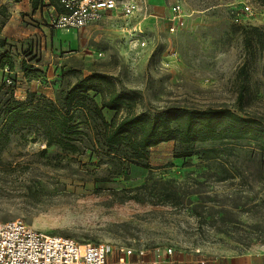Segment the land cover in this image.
I'll list each match as a JSON object with an SVG mask.
<instances>
[{
    "label": "rangeland",
    "instance_id": "374dc122",
    "mask_svg": "<svg viewBox=\"0 0 264 264\" xmlns=\"http://www.w3.org/2000/svg\"><path fill=\"white\" fill-rule=\"evenodd\" d=\"M143 1L146 8L138 15L109 12L101 22L75 30L51 28L47 18L35 20L22 12L18 38L0 37V55L9 53L14 66L11 73H0V80L11 78L21 96L26 91L53 98L77 79L98 73L117 91L132 95L135 112L218 106L237 110L234 80L245 63L249 93L244 109L261 119L264 130V0ZM174 4L180 6V17L171 24ZM246 33L252 38L249 49L243 44ZM137 39L145 46L136 47ZM22 61L38 69L44 82L25 83ZM102 89L106 93L107 87ZM89 95L100 104L98 94ZM4 100L0 96L1 107ZM102 113L107 121L114 115L106 109ZM125 113L121 108L118 116ZM76 122L85 136L77 139L73 152L46 147L35 120L15 121L3 129L1 222L21 220L45 235L109 244L116 251L158 246L202 258L264 252V174L259 177L253 170L223 180L196 155L176 158L174 141L151 148L150 169L124 166L103 154L100 120L78 110ZM223 157L257 160L260 155L247 147ZM159 181L176 183L177 193L182 184L187 193L183 203L164 204L153 193L144 197L135 192Z\"/></svg>",
    "mask_w": 264,
    "mask_h": 264
},
{
    "label": "trees",
    "instance_id": "16d2710c",
    "mask_svg": "<svg viewBox=\"0 0 264 264\" xmlns=\"http://www.w3.org/2000/svg\"><path fill=\"white\" fill-rule=\"evenodd\" d=\"M47 5L59 10L55 0H48ZM38 6H44L43 0H31L33 10ZM0 15H4L1 26L6 15L4 12ZM251 30L258 31L256 28ZM261 38L258 34L259 41ZM3 41L0 40V48L4 46ZM243 44L246 49L252 46V38L247 33ZM13 67L9 53L0 55V73H11ZM20 71L25 81L42 79L44 82L41 72L28 66L25 61L21 62ZM5 79L6 76H3L0 80V96L5 99L0 106V135L3 129L16 125L15 121L28 123L35 120L39 127L37 130L42 131L46 147L57 145L63 151L73 152L77 150V139L85 136L76 122V112L81 110L92 119L100 120L101 129L97 133L99 146L104 155L117 159L121 165L150 169L147 164L150 149L174 141L179 150L178 154H174L176 158L196 155L198 160L212 164L223 180L241 177L243 173L253 170L259 177L264 174V130L261 129V119L244 109L249 93L245 63L238 68L234 80L237 110L218 106L135 112L132 95L117 91L111 80L98 73L77 79L69 89L59 91L53 98L28 92L26 98L21 100L15 97L14 81L9 78L8 84ZM104 86L107 87L106 93L102 89ZM90 92L100 96V104L89 99ZM121 108H125L126 113L118 116ZM102 109L114 112L110 121L104 118ZM247 147L260 155L257 160L254 159L255 162L254 157H223L226 154L235 155ZM253 164L255 167H252ZM170 184L168 181L143 184L135 192L144 197L153 193L160 203L182 204L181 198L187 195L183 185L178 183L177 193L176 183Z\"/></svg>",
    "mask_w": 264,
    "mask_h": 264
},
{
    "label": "built area",
    "instance_id": "2783aa9c",
    "mask_svg": "<svg viewBox=\"0 0 264 264\" xmlns=\"http://www.w3.org/2000/svg\"><path fill=\"white\" fill-rule=\"evenodd\" d=\"M59 10L49 19L54 29L75 30L101 22L107 13L118 12L133 17L146 8L143 0H55ZM245 11L249 7H244ZM180 17V6L170 8L168 20L174 24ZM235 20H237L235 18ZM139 28V26H138ZM137 28V29H138ZM174 26L169 27L173 31ZM136 30V28H134ZM136 47H144L145 41L133 40ZM10 84L9 79H5ZM115 251L109 244L78 243L71 238L51 236L28 227L21 220L0 221V264H125L123 257L109 262ZM125 257H134L131 264H156L163 256L170 257L171 248L125 247L117 250ZM151 255V259H146Z\"/></svg>",
    "mask_w": 264,
    "mask_h": 264
},
{
    "label": "crops",
    "instance_id": "0c3cea01",
    "mask_svg": "<svg viewBox=\"0 0 264 264\" xmlns=\"http://www.w3.org/2000/svg\"><path fill=\"white\" fill-rule=\"evenodd\" d=\"M43 4L44 6L42 8L38 6L35 10H33L31 7V0H0V13L4 12L6 15L4 23L0 26V37L5 38V36H8L12 39L18 38V34L21 32L22 27V24H20V15L22 12L26 13L35 20H37V18L40 16L47 18L46 22L48 24L49 19L55 14V11L52 6L47 5L48 0H43ZM16 25H18V27ZM22 80L25 83L28 82L25 81L24 78ZM32 82L30 81L28 83ZM18 89L19 88H16V91H18ZM16 91V98L22 100L26 96V91L23 96H21L18 92L16 93ZM17 95L19 97H17ZM121 257L124 258L125 264H131V262L134 260L133 256L125 257L123 253L115 250L108 256V261L112 263ZM146 259H151V255H147ZM156 264H264V252L240 253L202 258L198 257L193 252L177 250L173 252L170 257L164 255L163 258Z\"/></svg>",
    "mask_w": 264,
    "mask_h": 264
}]
</instances>
